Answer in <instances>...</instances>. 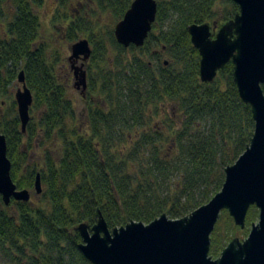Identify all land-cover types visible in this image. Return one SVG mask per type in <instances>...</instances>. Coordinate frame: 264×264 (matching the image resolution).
<instances>
[{
	"label": "trees",
	"instance_id": "1",
	"mask_svg": "<svg viewBox=\"0 0 264 264\" xmlns=\"http://www.w3.org/2000/svg\"><path fill=\"white\" fill-rule=\"evenodd\" d=\"M132 1L88 0L90 9L74 10L73 0H59L53 15L68 42L88 38L92 45L83 124L61 79V50L41 40L36 8L43 0H0V132L18 188L35 193L38 173L43 184L34 203L7 205L0 196V264H94L80 248L79 224L93 226L99 211L110 229L164 213L184 217L221 190L226 168L250 144L255 120L233 63L202 81L201 56L188 31L192 23L221 25L240 6L157 0L144 45L125 47L114 28ZM105 12L114 16L112 25L100 23ZM22 70L34 95L26 132L12 97ZM258 220L256 205L244 229L223 210L210 254L216 258L234 237H247Z\"/></svg>",
	"mask_w": 264,
	"mask_h": 264
},
{
	"label": "water",
	"instance_id": "2",
	"mask_svg": "<svg viewBox=\"0 0 264 264\" xmlns=\"http://www.w3.org/2000/svg\"><path fill=\"white\" fill-rule=\"evenodd\" d=\"M240 10L227 22L192 23L188 27L193 45L198 49L200 77L215 80L221 69L232 62L234 80L241 98L251 105L255 130L250 144L235 163L226 168L223 187L212 199L181 218L166 213L149 223L132 220L126 225L109 228L99 211L98 221L90 226L83 222L78 230L80 248L94 264H264V0H233ZM158 12L157 0H133L114 28L117 41L125 47L143 46ZM217 29L215 33L214 30ZM76 85L88 88L86 62L92 55L88 38L71 47ZM82 60L81 65H77ZM21 87L15 92L22 130L26 132L34 102L25 72L19 73ZM7 137L0 132V196L5 204L12 199L30 201L32 191L19 189L11 175ZM40 173L35 193L41 194ZM256 205L259 220L247 237H234L214 258L210 254L211 235L223 210L234 223L246 227L249 208Z\"/></svg>",
	"mask_w": 264,
	"mask_h": 264
},
{
	"label": "rangeland",
	"instance_id": "3",
	"mask_svg": "<svg viewBox=\"0 0 264 264\" xmlns=\"http://www.w3.org/2000/svg\"><path fill=\"white\" fill-rule=\"evenodd\" d=\"M88 0H73V8L74 10L82 9L84 5H86L87 9H90L86 4ZM59 5V0H43V5L37 7L36 10L39 13L42 20V29H41V40L44 41L51 49H59L62 53V58L65 61V67L62 68L61 79L68 86L69 97L73 100L76 109L78 118L81 123L84 124V120L86 119L87 109L84 98L83 87L80 85L79 87L76 85V78L74 74V69L72 68V63L69 60V56H71V42H68L61 31V28L53 25V15L56 12V9ZM114 16L111 12L102 13L99 17V21L101 24L112 25L114 20ZM219 27L220 24H217ZM218 27L214 30L217 32ZM84 37V36H82ZM81 39V38H80ZM75 43V42H74ZM88 62V61H87ZM87 62L85 65V69H87ZM82 60H80L77 65H81ZM21 87V83L16 81L14 87L12 88V97L15 98V92L17 89ZM8 103L4 100L2 112H6L8 108ZM36 159H42V156L37 153L34 155ZM31 201L34 203L36 201V195L32 192ZM219 221V220H218ZM218 223V222H217ZM241 239H244L243 236H238ZM215 258V257H214Z\"/></svg>",
	"mask_w": 264,
	"mask_h": 264
},
{
	"label": "flooded vegetation",
	"instance_id": "4",
	"mask_svg": "<svg viewBox=\"0 0 264 264\" xmlns=\"http://www.w3.org/2000/svg\"><path fill=\"white\" fill-rule=\"evenodd\" d=\"M213 25V24H212ZM217 25V24H216Z\"/></svg>",
	"mask_w": 264,
	"mask_h": 264
}]
</instances>
